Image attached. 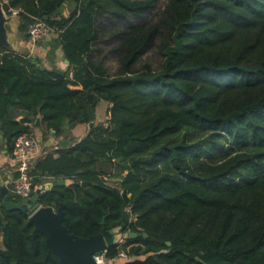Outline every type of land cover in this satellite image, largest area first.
<instances>
[{"label":"trees","instance_id":"obj_1","mask_svg":"<svg viewBox=\"0 0 264 264\" xmlns=\"http://www.w3.org/2000/svg\"><path fill=\"white\" fill-rule=\"evenodd\" d=\"M0 1L17 13L23 41L36 19L53 28L71 72L0 46L10 151L39 117L58 137L66 124L90 126L36 162L32 197L46 181L71 182L40 194L36 208L76 201L65 213L70 233L117 230L125 242L106 251L111 264H264V0H169L158 23L116 31L115 76L94 59L97 24L143 17L156 0ZM69 2L75 9L64 16ZM156 42L161 69L136 70ZM102 102L111 108L96 124ZM31 215L0 208V264H64L44 235L34 237Z\"/></svg>","mask_w":264,"mask_h":264},{"label":"water","instance_id":"obj_2","mask_svg":"<svg viewBox=\"0 0 264 264\" xmlns=\"http://www.w3.org/2000/svg\"><path fill=\"white\" fill-rule=\"evenodd\" d=\"M5 3L0 1V46L8 49L11 52H17L23 57L28 58L29 61L36 63V56L17 49L16 42L18 37L20 22L17 14L8 15L4 8ZM41 61L38 65H41ZM66 64L69 61L66 60ZM66 76L71 77V72H67ZM37 124H40L38 121ZM69 128L68 125L65 126ZM53 136H56L55 131H50ZM70 142L64 140L61 142V148H68ZM66 181L63 179H56L53 183L47 184L41 189H38L31 199V203L16 202L12 200L9 188L5 187L0 191V208L7 210L19 209L23 211H31L32 215L29 220V225H34V237L38 234L45 236L46 245L50 248L57 257L64 264H103L99 263L96 258H99L109 248L118 244L119 232L117 230L102 229L98 235L90 236L88 238H81L76 234L70 233L69 229L64 225L66 221V210L73 206L79 205V202L68 201L55 209L53 207H39L36 204L39 200L40 194L45 191H51L58 185H65ZM90 183H82L83 188H88ZM89 193L91 191L87 189ZM131 215L128 211L123 213V226L131 221ZM105 218L101 225L104 226ZM130 238H137V234L130 233ZM146 236V235H145Z\"/></svg>","mask_w":264,"mask_h":264},{"label":"crops","instance_id":"obj_3","mask_svg":"<svg viewBox=\"0 0 264 264\" xmlns=\"http://www.w3.org/2000/svg\"><path fill=\"white\" fill-rule=\"evenodd\" d=\"M75 6V3L73 2L67 3V5L63 7V15L68 16L70 11L75 9ZM15 42L17 49L21 51H27L36 56V64L38 67H46L49 70L61 73L69 72V64H66V59L62 51V47L58 42L57 34L53 33L52 35L45 38L42 42L33 45L30 43V41H23L18 33V37L14 41V43ZM40 61L42 63L41 65H38ZM81 89V87L73 88V90ZM110 108L111 106L104 102H102L98 106L96 124L104 122L102 115L104 113L108 114ZM23 118V115H20L17 117V121L21 122ZM38 121H40V124H37ZM26 125L30 126L32 135L35 137V139H37L39 143L40 157H38L37 161L49 153L55 152L59 149H64L61 148V142L64 140H67L71 143L69 147L74 146L76 143L84 139L90 131L89 125H78L77 127L71 129L70 126L66 124L69 126V128H65L66 133H64V135L58 137L56 134V136H53L50 132L45 130V126L44 124H42L41 117L37 118L34 123H26ZM9 147L10 142L8 140L7 134L3 132L0 123V191L5 187L8 188V185L11 183L12 179L17 175V162L14 157V152H11ZM53 181L54 180L46 181L43 187L47 184L53 183ZM65 181V185L71 184V182H68L67 180Z\"/></svg>","mask_w":264,"mask_h":264},{"label":"rangeland","instance_id":"obj_4","mask_svg":"<svg viewBox=\"0 0 264 264\" xmlns=\"http://www.w3.org/2000/svg\"><path fill=\"white\" fill-rule=\"evenodd\" d=\"M156 1L157 3L154 10L152 12L145 13L143 17H129L126 19L106 17L100 20L97 24L99 39L94 59L102 62L103 66L108 70V75L115 76L121 69L119 53L116 51L120 38L116 37V31L130 29L135 25L158 23L159 16L168 5L169 0ZM163 62L164 57L159 50V42H156L152 48L141 56V63L136 66V70H142L145 67H149L154 71H158L161 69ZM104 114L102 115V118L103 121L106 122L107 114ZM113 180L114 179L109 180L107 178L109 184L114 183ZM123 241L124 236L119 233L118 244H123Z\"/></svg>","mask_w":264,"mask_h":264},{"label":"built area","instance_id":"obj_5","mask_svg":"<svg viewBox=\"0 0 264 264\" xmlns=\"http://www.w3.org/2000/svg\"><path fill=\"white\" fill-rule=\"evenodd\" d=\"M27 33L30 43L36 45L56 32L43 20L36 19L29 25ZM14 157L17 162V175L8 185L10 193L14 197L22 200L31 199L34 193V178L31 173L38 157H40V149L37 139H35L33 135H23L19 137L15 142ZM124 242L125 240L123 243ZM122 257H125V255H122ZM96 259L99 263L103 264L113 262L106 258V252Z\"/></svg>","mask_w":264,"mask_h":264},{"label":"flooded vegetation","instance_id":"obj_6","mask_svg":"<svg viewBox=\"0 0 264 264\" xmlns=\"http://www.w3.org/2000/svg\"><path fill=\"white\" fill-rule=\"evenodd\" d=\"M85 189H87V188H85ZM130 222V221H129ZM129 222H127V223H129Z\"/></svg>","mask_w":264,"mask_h":264}]
</instances>
